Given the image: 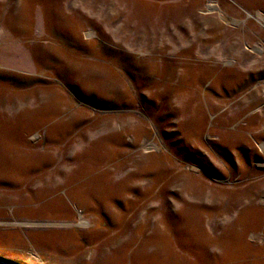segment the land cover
<instances>
[{
    "label": "rangeland",
    "instance_id": "obj_1",
    "mask_svg": "<svg viewBox=\"0 0 264 264\" xmlns=\"http://www.w3.org/2000/svg\"><path fill=\"white\" fill-rule=\"evenodd\" d=\"M0 257L264 264V0H0Z\"/></svg>",
    "mask_w": 264,
    "mask_h": 264
},
{
    "label": "water",
    "instance_id": "obj_2",
    "mask_svg": "<svg viewBox=\"0 0 264 264\" xmlns=\"http://www.w3.org/2000/svg\"><path fill=\"white\" fill-rule=\"evenodd\" d=\"M0 264H18V263L0 257Z\"/></svg>",
    "mask_w": 264,
    "mask_h": 264
}]
</instances>
